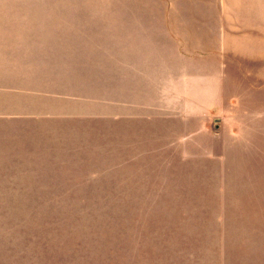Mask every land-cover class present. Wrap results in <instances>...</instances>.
<instances>
[{
    "label": "rangeland",
    "instance_id": "374dc122",
    "mask_svg": "<svg viewBox=\"0 0 264 264\" xmlns=\"http://www.w3.org/2000/svg\"><path fill=\"white\" fill-rule=\"evenodd\" d=\"M205 14L0 0V264H264V97L204 122L176 82Z\"/></svg>",
    "mask_w": 264,
    "mask_h": 264
},
{
    "label": "crops",
    "instance_id": "0c3cea01",
    "mask_svg": "<svg viewBox=\"0 0 264 264\" xmlns=\"http://www.w3.org/2000/svg\"><path fill=\"white\" fill-rule=\"evenodd\" d=\"M220 11L219 19L198 18L195 49L174 55L176 82L188 99L184 113L204 122L235 120L239 100L260 104L264 97V0H220Z\"/></svg>",
    "mask_w": 264,
    "mask_h": 264
}]
</instances>
